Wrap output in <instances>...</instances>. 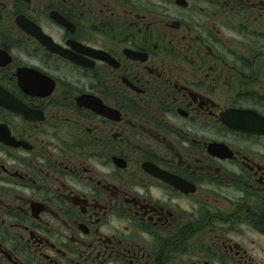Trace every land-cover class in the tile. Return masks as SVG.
Segmentation results:
<instances>
[{"label": "flooded vegetation", "instance_id": "af4514ba", "mask_svg": "<svg viewBox=\"0 0 264 264\" xmlns=\"http://www.w3.org/2000/svg\"><path fill=\"white\" fill-rule=\"evenodd\" d=\"M0 264H264V0H0Z\"/></svg>", "mask_w": 264, "mask_h": 264}]
</instances>
